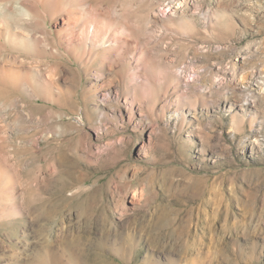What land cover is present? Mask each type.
<instances>
[{
  "label": "rangeland",
  "instance_id": "rangeland-1",
  "mask_svg": "<svg viewBox=\"0 0 264 264\" xmlns=\"http://www.w3.org/2000/svg\"><path fill=\"white\" fill-rule=\"evenodd\" d=\"M0 264H264V0H0Z\"/></svg>",
  "mask_w": 264,
  "mask_h": 264
},
{
  "label": "bare ground",
  "instance_id": "bare-ground-1",
  "mask_svg": "<svg viewBox=\"0 0 264 264\" xmlns=\"http://www.w3.org/2000/svg\"><path fill=\"white\" fill-rule=\"evenodd\" d=\"M135 196H136V194H135Z\"/></svg>",
  "mask_w": 264,
  "mask_h": 264
}]
</instances>
